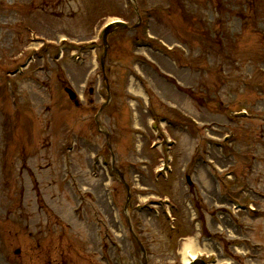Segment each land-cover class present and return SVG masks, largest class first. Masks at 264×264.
Listing matches in <instances>:
<instances>
[{"label":"rangeland","instance_id":"rangeland-1","mask_svg":"<svg viewBox=\"0 0 264 264\" xmlns=\"http://www.w3.org/2000/svg\"><path fill=\"white\" fill-rule=\"evenodd\" d=\"M138 2L142 15L140 31L126 29L122 38L112 33L114 37L104 63L106 69L109 68L106 74L110 98L97 116L100 127L109 133L115 168L124 173L123 178L130 185V202L123 209L126 188L111 172L107 138L97 129L94 114L106 100L98 65L102 27L116 17L129 25L137 22L132 1L0 0L2 69L13 68L31 51L40 55L38 59L34 57L36 61L31 59L35 61L32 67H41L31 76L24 75L19 89L17 83L14 89L18 90L14 92L5 88L7 81L2 79L4 75L14 79L15 75L4 72L0 78V264H183L180 247L190 236L194 237L201 256L209 255L214 262L224 257L232 264H264V215L256 222L237 213L244 223L252 221L256 228L246 235L255 248L247 244L251 254L243 258L237 255L242 247L236 250L232 243L221 240L222 235L233 233L226 230L227 226L234 228L225 217L209 225L211 230L216 226L223 228L221 234L215 230L214 238L209 240L202 233L197 238L200 232L189 218L192 210L185 206L172 211L177 217L173 230L168 228L164 216L132 209L133 204L149 196L168 195L175 202L182 198L186 186L182 185L181 167L189 149L195 143L206 145L208 138L204 134L220 141L230 130L234 131L235 140L231 144L225 140L224 154L219 155L220 150H214L213 158L236 170L232 178L237 183L231 188L243 184L238 196L264 209V102L255 101L258 106L254 108L248 101L253 98L252 94L247 93L261 90L260 96L264 99V36L261 40L257 37V33H264V0ZM167 4L175 14L163 13ZM147 8L152 11L146 13ZM185 12L191 17L189 20L185 19ZM203 14L209 21L206 32L202 31L205 30ZM253 19L259 25L253 24ZM145 28L153 42L146 36L143 42L150 45L137 47L132 43L133 37L145 34ZM27 30L34 33H26ZM158 39L180 44L177 62L188 64L197 60L198 65L206 61L207 69L176 65V70L171 61L173 55L159 45ZM92 40H96V45L91 44ZM59 46L64 49V55L56 61ZM79 46L85 51L83 59L78 60L82 62L69 58ZM185 46L189 47V56L184 53ZM159 51L169 58L162 57ZM143 59L145 61L141 62ZM134 62L135 73L144 74V82L151 84L146 93L143 89L142 97L134 90L141 88L140 82L132 81L129 76ZM150 65H155L157 71ZM170 72L184 88L177 84L176 90L170 77L164 75ZM27 78H34L35 82ZM65 85L79 94L78 106L68 98ZM234 92L241 94L231 96ZM12 95H19L28 107L23 108L21 101L13 105ZM248 103L253 110L249 117L232 114V110ZM22 108L29 118H24L26 125L19 123L17 128L25 134V140L32 138L35 150L29 151L19 162L17 146H10L12 133L7 131L11 128L10 119L13 115L18 118ZM152 113L166 115L171 124L176 117L180 121L175 120V129L162 123L160 134L157 127L150 125ZM165 134L178 140L173 151L174 173L156 179L155 169L164 153L162 146L163 152L158 149L159 138ZM182 138L188 140V146L180 144ZM68 140L74 145L71 150L66 148ZM153 142L158 147L151 148ZM232 151H239V155ZM97 156L106 158L107 163L100 161L92 168ZM203 170L199 169L196 179L203 186L206 205L213 208L214 202L221 203L230 197H221L218 193L223 192L224 187L219 184L221 190L217 191V180L205 178ZM190 189L192 204L201 202L203 205L197 195V183ZM203 213L208 217L205 210ZM196 214L202 216L197 209ZM126 215L137 225L145 253L133 240ZM200 225L204 227L201 221ZM255 231L257 235L253 234ZM202 232L207 234L205 228ZM258 239L262 244H257ZM109 241L117 245L111 246ZM104 244L107 256L102 255ZM220 248H224L225 256L221 255Z\"/></svg>","mask_w":264,"mask_h":264},{"label":"bare ground","instance_id":"bare-ground-1","mask_svg":"<svg viewBox=\"0 0 264 264\" xmlns=\"http://www.w3.org/2000/svg\"><path fill=\"white\" fill-rule=\"evenodd\" d=\"M132 88V86H131ZM135 92L140 93L139 89L136 90L134 89ZM197 245L195 244V241L193 238L188 237L186 241H184L183 245L180 247L181 248V253H182V260L183 263L186 264L187 262H189L191 259H193L192 257L195 256L198 247H196Z\"/></svg>","mask_w":264,"mask_h":264}]
</instances>
